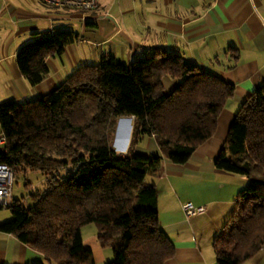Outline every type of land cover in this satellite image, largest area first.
<instances>
[{
    "label": "trees",
    "instance_id": "16d2710c",
    "mask_svg": "<svg viewBox=\"0 0 264 264\" xmlns=\"http://www.w3.org/2000/svg\"><path fill=\"white\" fill-rule=\"evenodd\" d=\"M78 37L65 29L37 34L18 49L20 72L39 84L50 71L46 59L61 58ZM167 78L177 81L169 92ZM234 93V84L181 54L145 48L130 63L105 52L43 97L0 103V132L7 139L0 163L14 177L29 171L45 176L31 203L14 199L12 218L0 223V231L52 264H96L82 234L83 226L95 223L99 244L114 254L105 264H168L176 248L160 225L158 190L146 176L164 157L188 162L215 134ZM127 116L134 126L121 157L113 143L119 119ZM147 136L162 156L135 151ZM215 165L249 179L213 239L217 264H243L264 246V81L238 109Z\"/></svg>",
    "mask_w": 264,
    "mask_h": 264
},
{
    "label": "crops",
    "instance_id": "0c3cea01",
    "mask_svg": "<svg viewBox=\"0 0 264 264\" xmlns=\"http://www.w3.org/2000/svg\"><path fill=\"white\" fill-rule=\"evenodd\" d=\"M64 29L78 33V40L65 48L61 58L48 57V75L31 85L18 68V49L39 33ZM122 45L129 49L124 58L115 51ZM89 48L100 49L97 58ZM145 48L179 53L203 72L235 86L215 134L190 160L175 164L164 157L160 169L146 176V182L157 187L160 225L176 248L168 264H217L213 239L249 179L218 169L215 161L238 109L264 81V0H99L91 11L56 8L39 0H0V103L43 97L77 68L97 63L105 52L130 63ZM164 85L169 92L177 81L167 78ZM124 119L128 123L125 144L113 145L123 157L129 151L134 117H121L118 125ZM135 151L162 156L151 136L144 137ZM186 202L203 207L204 212L187 215ZM36 262L52 264L41 252L0 231V264ZM243 264H264V246Z\"/></svg>",
    "mask_w": 264,
    "mask_h": 264
},
{
    "label": "rangeland",
    "instance_id": "374dc122",
    "mask_svg": "<svg viewBox=\"0 0 264 264\" xmlns=\"http://www.w3.org/2000/svg\"><path fill=\"white\" fill-rule=\"evenodd\" d=\"M119 40L117 37L116 41ZM114 42V41H113ZM111 45V44H109ZM114 48V43L112 44ZM105 49L109 48V46L105 45ZM129 49L122 47H116L115 51L118 53L117 55L120 57H126ZM91 51V52H90ZM97 49L89 48V53L94 54L95 58L98 57ZM91 54V55H92ZM93 58V57H92ZM120 121V120H119ZM133 125V124H132ZM116 138L113 143L114 147L120 148L125 144L128 134V123L126 119L121 120L119 125L117 126ZM45 176L40 171H29L26 175H17L15 177L14 186H13V197L15 200L27 201V203H31L30 195L32 191H36L37 189H43L44 187ZM246 187V186H245ZM12 218V211L9 207L0 208V222L3 223ZM82 234L84 237V244L86 247H90L93 249L94 256L96 259V264H105L107 262L113 261L114 254L111 248H103L99 244L97 239V226L95 223L87 224L82 227Z\"/></svg>",
    "mask_w": 264,
    "mask_h": 264
},
{
    "label": "built area",
    "instance_id": "2783aa9c",
    "mask_svg": "<svg viewBox=\"0 0 264 264\" xmlns=\"http://www.w3.org/2000/svg\"><path fill=\"white\" fill-rule=\"evenodd\" d=\"M46 5L65 8L68 10L91 11L98 7L99 0H39ZM7 139L0 132V150H6ZM123 157V153H119ZM14 171L4 163H0V208L10 207L14 203L13 186H14ZM183 209L187 215H195L204 212L203 207H195L192 202L183 204Z\"/></svg>",
    "mask_w": 264,
    "mask_h": 264
}]
</instances>
